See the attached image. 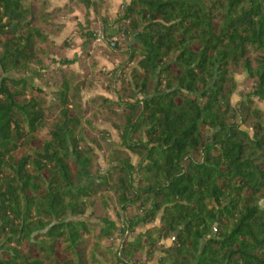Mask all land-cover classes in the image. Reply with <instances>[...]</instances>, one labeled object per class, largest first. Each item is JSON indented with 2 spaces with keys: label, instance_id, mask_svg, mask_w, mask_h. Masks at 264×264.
<instances>
[{
  "label": "trees",
  "instance_id": "trees-1",
  "mask_svg": "<svg viewBox=\"0 0 264 264\" xmlns=\"http://www.w3.org/2000/svg\"><path fill=\"white\" fill-rule=\"evenodd\" d=\"M110 8L0 0V264H264V0Z\"/></svg>",
  "mask_w": 264,
  "mask_h": 264
},
{
  "label": "rangeland",
  "instance_id": "rangeland-1",
  "mask_svg": "<svg viewBox=\"0 0 264 264\" xmlns=\"http://www.w3.org/2000/svg\"><path fill=\"white\" fill-rule=\"evenodd\" d=\"M52 1H53L52 7H58L57 6L58 4L59 5L61 4V6H63L64 0H59V1L52 0ZM65 1L67 2L68 0H65ZM104 1L105 2H108L110 4V7L111 8H110L109 14L113 18L117 15L119 9L123 5H126V4L129 3V0H104ZM79 19H82V18H80V16H79ZM64 21H65L66 25H70V26H68V30L67 31L64 30L63 33H65V34L63 35V38L66 39V38H69V37H73L75 35V31H76V29L78 27L79 21H70L69 19H65ZM66 28H67V26H66ZM116 31H117V28L116 27L111 30V32H116ZM95 33H96L95 35H98V34H101L102 35V38H101L100 41L96 37V44L98 46H102L103 48H106V43H107L108 40H105L104 35L102 34L103 33L102 30L101 29H97L95 31ZM56 41L57 42H62V39L59 40L57 38ZM74 41H75L76 47L67 52V57L69 59H76V58H79L81 56V49L79 47L81 41L79 39H75ZM109 42L113 43L112 38L109 39ZM97 59L99 60L98 61V63H99V69H103V70H106V71H110V70H112L114 68V65L111 64L109 61H107V59L105 57H103L102 54H98ZM73 69L75 71H78L79 70L78 64L74 65L73 66ZM32 81H33V83L37 84V81H35L34 79H32ZM237 82H238V92H237V94L232 99V104L233 105H236V103L239 101V99H240L239 94H245L247 92V89H248V84L246 82V76L245 75L237 76ZM98 95H102V96H105V97H108V98H112L109 93H106L104 90H102L101 88H99L95 92L85 93L84 94V99L85 100H89L93 96H98ZM260 107L264 110V107L262 105H260ZM99 127L101 129H105V130L109 131L112 139L115 140V141H118L117 133L112 129L111 126H109V125H103V126H99ZM98 162H99V164L101 165L102 168H105V163H104V160H103V157H102V154L101 153H98ZM134 162H135V158H134ZM91 215H92V211H89L88 214H87V216H86V218H90ZM110 216H111V218L114 221L117 222V220L115 219L114 214L112 212H110ZM117 226L119 228H121V224L120 223H117ZM118 237H119V234L116 235V239L113 241L114 249L115 250H117L120 247L121 239L118 238ZM160 256H161L160 253H157L156 256H155V258H154V260H153V262H151V263L152 264H157L158 258Z\"/></svg>",
  "mask_w": 264,
  "mask_h": 264
},
{
  "label": "crops",
  "instance_id": "crops-1",
  "mask_svg": "<svg viewBox=\"0 0 264 264\" xmlns=\"http://www.w3.org/2000/svg\"><path fill=\"white\" fill-rule=\"evenodd\" d=\"M57 1H59V0H57ZM50 2H51V5L53 4V1L52 0H50ZM67 2L64 0V2H63V5L64 4H66ZM58 7H60L61 6V4L59 5H57ZM74 23V22H73ZM75 24V23H74ZM67 26V28L65 29L66 31L68 30V26H70V25H66ZM65 33H63L62 35H61V37L60 38H58L59 40L60 39H62V42L65 40L64 38H63V35H64ZM57 42V41H56ZM62 42H57L58 44H60V43H62Z\"/></svg>",
  "mask_w": 264,
  "mask_h": 264
},
{
  "label": "built area",
  "instance_id": "built-area-1",
  "mask_svg": "<svg viewBox=\"0 0 264 264\" xmlns=\"http://www.w3.org/2000/svg\"><path fill=\"white\" fill-rule=\"evenodd\" d=\"M96 37H97L98 40L100 41L101 38H102V35H101V34H98V35H96ZM112 41H113V42L116 41V38H112Z\"/></svg>",
  "mask_w": 264,
  "mask_h": 264
},
{
  "label": "water",
  "instance_id": "water-1",
  "mask_svg": "<svg viewBox=\"0 0 264 264\" xmlns=\"http://www.w3.org/2000/svg\"><path fill=\"white\" fill-rule=\"evenodd\" d=\"M261 205H263V202H262V204Z\"/></svg>",
  "mask_w": 264,
  "mask_h": 264
}]
</instances>
